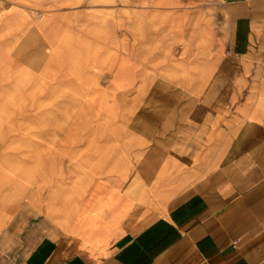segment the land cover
Returning <instances> with one entry per match:
<instances>
[{
  "label": "crops",
  "instance_id": "obj_1",
  "mask_svg": "<svg viewBox=\"0 0 264 264\" xmlns=\"http://www.w3.org/2000/svg\"><path fill=\"white\" fill-rule=\"evenodd\" d=\"M179 23L193 78L145 139L106 112L56 142L0 127V264H264V0Z\"/></svg>",
  "mask_w": 264,
  "mask_h": 264
},
{
  "label": "rangeland",
  "instance_id": "obj_2",
  "mask_svg": "<svg viewBox=\"0 0 264 264\" xmlns=\"http://www.w3.org/2000/svg\"><path fill=\"white\" fill-rule=\"evenodd\" d=\"M209 1L13 0L14 7L0 0V15L16 9L24 24L0 39V127H20L25 134L16 137L26 143L56 142L77 139L106 112L145 139L177 105L168 101L180 93L179 80L193 78L179 17Z\"/></svg>",
  "mask_w": 264,
  "mask_h": 264
}]
</instances>
